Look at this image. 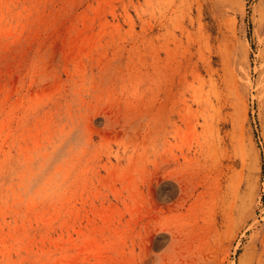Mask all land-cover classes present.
<instances>
[{
    "label": "rangeland",
    "instance_id": "rangeland-1",
    "mask_svg": "<svg viewBox=\"0 0 264 264\" xmlns=\"http://www.w3.org/2000/svg\"><path fill=\"white\" fill-rule=\"evenodd\" d=\"M0 264H264V0H0Z\"/></svg>",
    "mask_w": 264,
    "mask_h": 264
},
{
    "label": "bare ground",
    "instance_id": "bare-ground-1",
    "mask_svg": "<svg viewBox=\"0 0 264 264\" xmlns=\"http://www.w3.org/2000/svg\"><path fill=\"white\" fill-rule=\"evenodd\" d=\"M31 133H32V132H31ZM44 139H45V138H44ZM26 146H27V145H26ZM22 152H23V151H22ZM43 174H44V173H43ZM46 176H47V175H46ZM157 176H158V175H157ZM163 176H164V177L167 176V173H164ZM158 179H159V178H158ZM11 191H12V190H11ZM37 197H38V196H37ZM39 218H40V217H39ZM103 218H104V217H103ZM162 224H163V223H162ZM162 227H163V226H162ZM159 228H160V227H159ZM159 228H158V229H159ZM97 252H98V251H97Z\"/></svg>",
    "mask_w": 264,
    "mask_h": 264
}]
</instances>
